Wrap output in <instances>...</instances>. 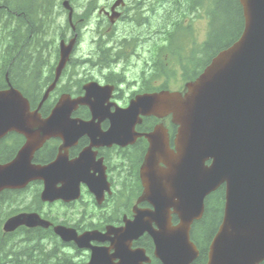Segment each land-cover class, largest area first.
<instances>
[{
  "label": "water",
  "instance_id": "95a60500",
  "mask_svg": "<svg viewBox=\"0 0 264 264\" xmlns=\"http://www.w3.org/2000/svg\"><path fill=\"white\" fill-rule=\"evenodd\" d=\"M239 2L244 15L240 38L219 52L201 75L186 85L184 93L164 90L138 95L127 108L110 115L111 126L105 133L100 131L99 123H94L95 119L84 122L71 118L80 105L91 106L95 118L101 116V107L89 104L88 100L92 92L98 91L96 84L85 88L87 97L72 100L64 96L47 118L41 116L40 110L54 90L74 42L68 47L61 46L56 80L35 110L17 89L0 90V139L13 132L27 139L13 161L0 164V193L23 189L41 178L45 180L43 201L77 199L78 181L68 179L66 190L56 189L59 172L71 175L72 167L61 168L58 162L41 167L32 162L34 153L48 139L60 136L71 144L81 135L91 134L93 140L99 136L104 144L126 146L145 136L150 146L141 168L144 186L141 201L154 207L147 215L161 228L156 231L155 242L163 263L192 264L198 258L199 252L190 240L191 226L202 219L206 198L223 185L226 187L223 221L210 245L207 264L262 263L264 0ZM148 116L160 120L172 117V123L178 127L175 149L170 147L164 124L157 125L151 133L138 134L136 127L142 123V117ZM53 171L58 173L55 179L50 178ZM171 210L180 219L177 227L171 226ZM22 226L49 227V223L37 214L25 213L9 218L3 230L12 233ZM136 230L154 233L141 215L126 229L129 233ZM55 231L79 248H86L92 237L90 233L78 236L74 230L62 226ZM96 252L88 264H99Z\"/></svg>",
  "mask_w": 264,
  "mask_h": 264
},
{
  "label": "flooded vegetation",
  "instance_id": "af4514ba",
  "mask_svg": "<svg viewBox=\"0 0 264 264\" xmlns=\"http://www.w3.org/2000/svg\"><path fill=\"white\" fill-rule=\"evenodd\" d=\"M137 1L56 0L52 13L44 20L29 21L25 17L20 26L21 51L9 53L10 49L6 50V78L9 77L11 85L20 83L25 96L37 108L56 80L61 46L68 47L74 42L66 66L40 113L47 118L62 97L69 96L72 100L87 97L85 88L96 84L98 91L92 92L88 100L89 104L101 107L100 119L94 117L89 105H80L71 118L84 122L95 119L94 123H99L102 133L111 126L110 115L127 108L138 95L151 93L152 89H160L164 85L170 88L173 79L166 83L167 78H162L163 85L154 80L159 69L164 74L172 72L178 75L174 85L177 91H185L187 83L197 76L190 77L203 70L200 57L204 40L191 34L192 19H176L175 0H158V5L164 1L166 5L173 6L167 9V19L156 37V32H152L150 23H147L149 20L144 18L155 12L149 8L156 0ZM13 15L10 10L5 29L7 48L12 45L13 35L18 31ZM136 26L141 29L138 34ZM145 120L155 122L152 128L140 129ZM158 124H164L168 129L170 147L175 149L177 128L168 118L143 117L136 131L148 134ZM12 135L19 138L13 142ZM91 137V134H83L71 144L65 143L60 136L53 137L34 153L32 162L35 165L46 167L58 162L61 168L65 165L72 167L71 175L66 171L59 172L56 189L66 190L68 179L78 181L80 195L74 200L43 201L45 180L41 178L23 189L5 191L13 197L11 200L8 198V202L16 204L12 215L33 213L49 223V227H21L18 230H49L56 236L55 228L62 226L74 230L79 236L92 234L86 248H79L75 242H66L56 236L58 247L73 264L90 263L95 250L99 264H164L157 255L155 242L156 231L161 228L147 215L154 211V207L141 201L144 191L141 168L150 146L148 139L139 136L133 143L122 146L104 144L99 136L96 140ZM26 142L24 136L10 133L0 139V149L15 145L16 156ZM76 165L79 168H75ZM57 174L53 171L50 178L55 179ZM220 189L224 191L225 206V185ZM29 191H33L30 202ZM224 206L217 232L223 221ZM171 211V226L177 227L180 219ZM140 215L145 219V225L154 229L153 235L148 231H126ZM40 236V245L50 247V239L46 240L43 233ZM191 241L199 252V258L201 247L192 235ZM198 258L192 264H196Z\"/></svg>",
  "mask_w": 264,
  "mask_h": 264
},
{
  "label": "trees",
  "instance_id": "16d2710c",
  "mask_svg": "<svg viewBox=\"0 0 264 264\" xmlns=\"http://www.w3.org/2000/svg\"><path fill=\"white\" fill-rule=\"evenodd\" d=\"M55 4L56 0H0V63H3L0 64V89L7 88L3 71L5 58L8 56L6 50L10 49V53L11 51L19 52L22 49L21 20L25 17L29 21L44 20L52 13ZM183 5L190 14L201 8L207 10L210 28L207 41L201 49L204 56L203 67H206L218 52L229 47L240 38L244 29L241 4L239 0H175L174 8L183 14ZM10 10L14 13L12 18L16 20L15 27L17 25L18 31L13 35L12 45H8L7 48L5 29L7 20L10 18ZM3 49L5 51H2ZM195 76L197 75L194 74L190 78ZM13 85L26 95L20 83L16 82ZM162 89H166V86ZM154 123L152 120H145L140 129L152 128ZM11 138L14 142L19 137L12 135ZM16 152L17 147L15 145L4 146L0 149V163L13 159ZM8 198L13 199L8 192L0 195V264H73L71 259L62 253L61 248L56 243L55 235L49 230H18L12 234H6L1 230L3 222L13 214L12 203L8 202ZM205 205V214L202 220L196 222L192 227V236L201 247V255L196 264L207 263V249L217 232L216 227L223 212L224 191L219 189L211 194L206 199ZM40 233L44 234L46 240H51H48L50 243L52 242L50 247L40 245Z\"/></svg>",
  "mask_w": 264,
  "mask_h": 264
},
{
  "label": "rangeland",
  "instance_id": "374dc122",
  "mask_svg": "<svg viewBox=\"0 0 264 264\" xmlns=\"http://www.w3.org/2000/svg\"><path fill=\"white\" fill-rule=\"evenodd\" d=\"M148 2H152V0H150ZM172 6H168L166 4H159V5L155 4L156 12L155 13H148V15L146 17H144L147 20H149L147 23H150V27H151V29H153L151 31L156 32V37H158L159 29H161L163 27L164 22L167 19V16L165 17L167 9L172 8ZM182 7L184 9V13L181 14L180 12H175L177 14L176 19H178V21L182 20L183 18L190 19V20L192 19L194 26L192 28L191 34H196L199 37V39L204 40V42L207 41V35L209 32V27H210L209 17L207 16V10L205 8H201L196 13L190 14L185 10L184 5ZM159 26H161V27L159 28ZM197 27H198V32H197ZM140 31H141V29H139L136 26V34H138ZM85 49H86V46L83 47V50H85ZM2 51H5V49H3ZM202 57L204 58L203 54H202ZM163 72H164L163 70L159 69V72H157L156 76L154 77V80L157 83H159L160 85H163L164 83H162L163 82L161 80L162 78H164V77L167 78L168 82H166V83H169L170 80L173 79V82L170 84V89L177 90L178 88L175 86L176 85L175 79L177 78L178 75H176L172 72H167L165 74ZM160 85H157V86H160ZM27 195H28V202H30L29 200L31 198L33 200V191H29V193ZM5 208L7 210H9L7 207H5Z\"/></svg>",
  "mask_w": 264,
  "mask_h": 264
}]
</instances>
